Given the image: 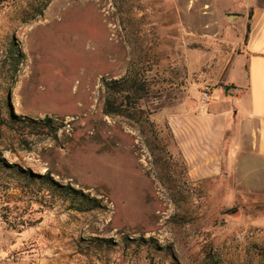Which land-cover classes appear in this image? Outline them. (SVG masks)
Instances as JSON below:
<instances>
[{
    "label": "rangeland",
    "instance_id": "1",
    "mask_svg": "<svg viewBox=\"0 0 264 264\" xmlns=\"http://www.w3.org/2000/svg\"><path fill=\"white\" fill-rule=\"evenodd\" d=\"M44 6L0 0V159L16 167L0 168V264H264V162L238 157L221 177L191 182L167 122L169 106L224 86L264 0ZM130 68L150 69L144 132L103 113V81ZM10 112L60 129L48 137L10 124ZM19 170L100 208L72 211Z\"/></svg>",
    "mask_w": 264,
    "mask_h": 264
},
{
    "label": "crops",
    "instance_id": "2",
    "mask_svg": "<svg viewBox=\"0 0 264 264\" xmlns=\"http://www.w3.org/2000/svg\"><path fill=\"white\" fill-rule=\"evenodd\" d=\"M241 45L219 76L224 86L210 90L208 103L183 99L167 110L191 182L215 180L243 156V164L250 163L246 157L264 162V8L250 19Z\"/></svg>",
    "mask_w": 264,
    "mask_h": 264
},
{
    "label": "trees",
    "instance_id": "3",
    "mask_svg": "<svg viewBox=\"0 0 264 264\" xmlns=\"http://www.w3.org/2000/svg\"><path fill=\"white\" fill-rule=\"evenodd\" d=\"M51 0H45V6ZM44 6V7H45ZM41 12V11H40ZM10 53L12 55V70L13 73L18 69L21 63V57L19 52L15 48H11ZM150 69H129L126 74L117 80H104L103 87L105 90V99L103 106V113L107 116H121L132 122H134L142 132H144L145 127L149 125L151 112L142 106L143 101H145L150 96V81L148 79L147 73ZM226 90L236 89L234 86H226ZM8 105V103H7ZM10 114V124H17L21 122L22 126L25 128L40 130L42 133L46 134L48 137H55L59 131V127L53 124V121L49 118H45L43 121L33 122L29 119H20L15 117L12 112ZM152 147V145H150ZM1 165L7 168H16L14 165L9 166L0 159ZM28 177V182L35 183L33 180L39 179L38 185L40 187H45L51 193L52 197H57L63 202L68 203V208L72 211L79 213L90 212L95 209H99V204L95 199H91L88 195L83 194L81 191L72 189L71 187H62L56 184L50 177L49 174L44 176H34L31 172H23L19 170ZM27 182V183H28ZM92 242L94 240H91ZM95 246L94 243H92Z\"/></svg>",
    "mask_w": 264,
    "mask_h": 264
},
{
    "label": "built area",
    "instance_id": "4",
    "mask_svg": "<svg viewBox=\"0 0 264 264\" xmlns=\"http://www.w3.org/2000/svg\"><path fill=\"white\" fill-rule=\"evenodd\" d=\"M201 100L204 103H208L211 100V91L209 89H206L204 92H202Z\"/></svg>",
    "mask_w": 264,
    "mask_h": 264
},
{
    "label": "water",
    "instance_id": "5",
    "mask_svg": "<svg viewBox=\"0 0 264 264\" xmlns=\"http://www.w3.org/2000/svg\"><path fill=\"white\" fill-rule=\"evenodd\" d=\"M238 18H240V17H239V16H235V15H234V16H229V17H228L229 21H232V22L235 21V20L238 19Z\"/></svg>",
    "mask_w": 264,
    "mask_h": 264
}]
</instances>
